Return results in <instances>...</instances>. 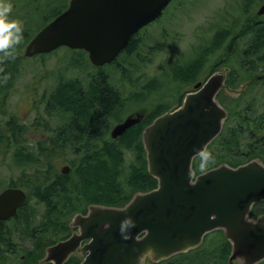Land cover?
Returning <instances> with one entry per match:
<instances>
[{
    "label": "rangeland",
    "instance_id": "obj_1",
    "mask_svg": "<svg viewBox=\"0 0 264 264\" xmlns=\"http://www.w3.org/2000/svg\"><path fill=\"white\" fill-rule=\"evenodd\" d=\"M246 1L172 0L158 21L139 34L137 53L147 60L146 63H137L136 68H132L134 60L130 58V63L127 66L122 64L121 69L107 66L102 73H97L85 55L79 57L64 48L44 58L28 59L23 55L34 29L42 27L41 19L63 8L68 0H10L13 5L10 19L23 22L24 38L16 46L15 58L0 63L4 69L0 76L7 74L9 77L6 83L0 82L4 85L3 91L0 86V126L14 121L12 128L7 127V135L0 137V190L12 184L28 191L29 174L35 169L43 170V163L47 167L48 162L41 161V155L49 152L47 146H58L57 140L61 141L60 137L65 136V125L68 120L70 122L63 93L67 87L73 89V93L67 95L71 102L88 98L98 84L119 92L117 98L122 102L113 110L112 128L117 124L114 120H122L135 111L147 113L156 107L173 110L196 80L223 69L228 72V87L220 92V102L223 107L228 106L233 115L225 125L223 136L210 146L213 159L206 168L221 160L243 163L246 146L253 144L245 126L242 127L245 118L253 128L258 127L259 137L264 142V79H255L264 74V15L255 14L264 0H250L246 7L249 13L244 16ZM35 7L39 9L37 18L32 17L29 24ZM248 19L256 22L250 26ZM223 25L227 26L226 36H239L240 44L236 48L222 46L219 34ZM256 36L262 40H257V44L253 41ZM152 48L157 50L148 54ZM256 50L257 54H246V51ZM244 60L252 62L254 67H247ZM182 70L187 71L179 75ZM81 108L73 112L74 115ZM92 109L94 113L98 111L96 101H93ZM227 144L228 147L234 146L231 152L226 150ZM53 150L49 152V163L56 172L74 159L73 155L60 151L58 147ZM133 151V148L125 150L124 170L118 177L123 178L121 182L124 173L129 171L128 165L135 161ZM256 152L264 159V150L256 149ZM73 197L70 193L65 199L72 201ZM263 205L258 204L255 211H261ZM69 206L67 203L64 206L54 204L50 206L51 210L46 211L45 205L34 200L28 202L15 229L19 241L26 234L24 228L29 227V264H39L44 247L70 233L68 223L73 215L66 217ZM78 210L81 212L83 209ZM42 225L47 227L42 228ZM33 229L36 231L32 232ZM223 251L222 237L213 232L200 250L178 254L157 264H226L227 259L222 261ZM78 256L67 264H78L82 258ZM0 264L9 263L0 259ZM12 264H21L20 258Z\"/></svg>",
    "mask_w": 264,
    "mask_h": 264
},
{
    "label": "water",
    "instance_id": "obj_2",
    "mask_svg": "<svg viewBox=\"0 0 264 264\" xmlns=\"http://www.w3.org/2000/svg\"><path fill=\"white\" fill-rule=\"evenodd\" d=\"M170 0H70L68 7L28 42L25 57L65 46L88 54L90 63H111L139 29L157 19ZM264 13V4L257 14ZM224 77L212 74L193 86L180 107L157 117L142 132L148 173L156 189L137 193L122 208L91 206L73 218L79 229L47 250L46 261L62 264L80 242L86 254L80 264H137L148 247L157 259H167L197 247L205 233L220 229L231 244L227 264H257L264 260V215L250 220L252 204L264 201V166L251 161L237 168L220 165L193 178L192 160L219 134L227 114L215 100ZM143 118L139 112L115 125L116 139ZM68 167L61 169L62 174ZM17 189L0 194V219L15 214L24 201ZM131 216L136 227L123 240L120 222Z\"/></svg>",
    "mask_w": 264,
    "mask_h": 264
},
{
    "label": "trees",
    "instance_id": "obj_3",
    "mask_svg": "<svg viewBox=\"0 0 264 264\" xmlns=\"http://www.w3.org/2000/svg\"><path fill=\"white\" fill-rule=\"evenodd\" d=\"M65 6L58 9L54 14L52 13L48 18H42L41 24L45 25L49 22L52 18L59 14ZM38 12V7H35L33 9V16L29 18V24L32 22V17L37 18ZM38 19L40 21V18ZM39 29L40 27H36L32 34H35ZM139 34L130 38L124 51L110 65L113 69L118 70L121 69L123 65L127 66L130 63V58H133L134 60L132 68H136L137 63L147 62L145 58H142L140 54L137 53ZM220 36L221 34H219V37ZM156 50V48H152L149 50L148 54H151ZM67 51L75 53L79 57H83V55H85L83 51ZM257 51L258 50L246 51V54H257ZM39 58H44V56H39ZM96 71L97 73L100 72L99 70ZM186 71L187 70H182L179 72V75H182V73ZM101 72H103L102 69ZM102 85L98 84L96 89H92L94 92H91L88 98H81L80 101L77 102H71L67 97L68 93H73L72 88L67 87L65 92L63 91L64 97H66V116L68 117L67 120L70 119V122L68 120L65 125V136L60 137L61 141L57 140V147L60 151H65V153L73 155L74 159L69 162V172L71 173H68L69 175H60L56 172L55 168L49 163V152H54L53 149H57V147L53 148L47 146L49 152L45 155H41V161L47 160V167H45V163H43V170L35 169L31 174H29L28 191L24 189L27 192L29 202L34 200L36 203L45 205L46 211L51 210L52 208H50V206L53 207L54 204L61 203L63 206L65 203L70 204L66 211V217H69L71 215L74 216L76 214H84L90 205L116 208L122 207L130 200L133 194L137 192L144 193L156 187V180L152 178L146 170V160L141 142V133L154 118L164 112H167L168 109L161 107L154 108L153 111L145 113L144 119L139 124L128 129L121 137L111 140L110 138H107L110 128V119L113 117V110H116V105L121 103L122 100L117 98L119 92L117 93L108 88L106 85ZM0 86L2 87L4 85L0 83ZM1 91H3V87ZM182 98L183 97L179 100L177 106L180 105ZM60 100L63 101L61 94ZM217 100L221 103L219 95L217 96ZM93 101H96L98 106V111L96 113H94L95 111L92 109ZM80 107L83 108H81L80 111L74 115L73 112H76V110ZM224 108L228 114L227 120L225 121L221 134H219V136L207 147L208 152L210 146L223 136L225 125L233 115L228 106H225ZM120 120L121 119L114 121L119 122ZM252 121L256 122L254 118H252ZM13 124L14 121H10L7 125L0 126V137L7 135V127L12 128ZM244 126L249 140L253 141V144L246 146V149L243 152L245 156L242 157L245 159L243 163L249 161L250 159L257 158L264 164V159L257 156L258 153L256 152V149L264 150V142H261L263 139L261 140L259 137L258 127L253 128L251 123L250 125L247 123L246 118L244 119L242 127ZM16 130L18 131V126H16ZM131 144H134V146H130ZM233 147V145L228 147L227 144L226 150L231 152ZM129 148L135 149L133 152L136 157L135 161L128 165L129 171L128 173H124V180L121 182L123 178L119 179L118 177L121 173H123L125 150ZM200 163L201 160L199 156L193 163V170L195 174H199L211 168L209 167L204 170H199L201 168ZM220 163H225L230 167H236L243 164H233L229 161L221 160L214 166H217ZM79 174L80 176H78ZM70 193L74 195L72 201L65 199ZM82 197L85 199H82ZM82 200H84V203ZM256 206H253V210L250 213V218L252 219L256 218L258 214L264 212V205L262 210L259 212L255 211ZM81 207L83 210L80 212L78 209ZM45 227H47V225H42V228ZM216 233L222 237V241L224 243L222 261L225 262L230 254V244L224 239L221 231H216ZM68 234L65 237H67ZM207 237L208 235L204 238V245ZM203 244L201 246H203ZM201 246L197 250H200ZM72 259L73 257L65 264L69 263Z\"/></svg>",
    "mask_w": 264,
    "mask_h": 264
},
{
    "label": "flooded vegetation",
    "instance_id": "obj_4",
    "mask_svg": "<svg viewBox=\"0 0 264 264\" xmlns=\"http://www.w3.org/2000/svg\"><path fill=\"white\" fill-rule=\"evenodd\" d=\"M250 0H247L245 2V6H244V13H242L244 16L248 15L249 10L246 8L247 4ZM250 16V14H249ZM248 21H250V26L253 25L256 21L252 20V19H248ZM231 26V25H230ZM226 29L227 26H222L220 28V34L221 36L219 38H221L220 40L222 41V46L226 47V45H230L233 48H236L239 44V36L235 37V34H231L232 37L230 38V35L226 36ZM258 36H256L253 41L254 43L257 44V40L258 41H262L261 39L257 38ZM239 38V39H238ZM255 48V45L252 44ZM248 65L247 67H254V65L252 64V62H250L249 60H244V63ZM99 70L100 72L98 73H102L101 69H96ZM221 71V70H219ZM97 72V71H96ZM222 72H226L225 69H223ZM228 72H226L225 74L227 75ZM262 77V78H260ZM256 76L255 79L257 80H262L264 79V74L262 76ZM204 79H198L196 82H203ZM195 82V83H196ZM21 189L24 193L25 190L24 188L21 187H17L16 185H7L4 188H2L0 190V193L5 190V189ZM26 194V193H25ZM28 205V203H26L25 201L21 203V205L17 208L16 210V214L13 217H8L6 219H0V259L4 260V262H8L9 264H12L15 260L18 259V257L21 260V264H29V227L27 226V228L24 230L26 231V234L24 236V238H21V240H17V231L15 229V224L18 222L19 217L24 215V211H25V207ZM71 222L68 223L69 228L71 229L69 234H72L73 232H75V228L73 226L70 225ZM36 230L33 229L32 232H35ZM47 246V245H46ZM44 247V251L45 248ZM28 249V250H27ZM78 254V253H76ZM79 255V254H78ZM39 264H42V262L39 260ZM50 264V263H47Z\"/></svg>",
    "mask_w": 264,
    "mask_h": 264
},
{
    "label": "clouds",
    "instance_id": "obj_5",
    "mask_svg": "<svg viewBox=\"0 0 264 264\" xmlns=\"http://www.w3.org/2000/svg\"><path fill=\"white\" fill-rule=\"evenodd\" d=\"M13 11V5L10 0H0V63L8 59L15 58V49L23 40V22L19 19H10ZM0 73H4L3 67H0ZM8 75L0 76V82L6 83ZM200 167L204 170L208 163L213 159L212 154L206 148L199 150ZM136 227V222L131 216H126L121 222L119 232L123 240L132 238L131 230ZM151 257L153 261L157 259L154 248L148 247L137 256V264H145L147 258Z\"/></svg>",
    "mask_w": 264,
    "mask_h": 264
}]
</instances>
